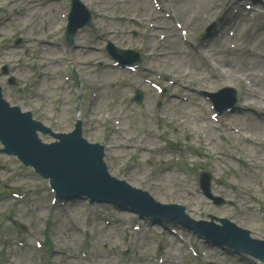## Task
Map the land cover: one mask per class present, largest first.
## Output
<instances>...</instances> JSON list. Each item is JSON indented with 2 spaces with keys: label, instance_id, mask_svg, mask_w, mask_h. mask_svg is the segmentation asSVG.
I'll list each match as a JSON object with an SVG mask.
<instances>
[{
  "label": "rangeland",
  "instance_id": "374dc122",
  "mask_svg": "<svg viewBox=\"0 0 264 264\" xmlns=\"http://www.w3.org/2000/svg\"><path fill=\"white\" fill-rule=\"evenodd\" d=\"M7 1L9 0H0L2 8L9 7L7 11L0 13V67L2 64H8L16 78V83L14 86L8 85V75L0 74L6 100L12 105H17L22 111H30L35 119L50 126L56 132H69L82 114L83 136L90 142H98L106 146H104L105 162L110 174L124 179L135 188L147 191L155 200L183 205L184 211L191 218L207 220L206 215L211 213L216 215L215 217H225L238 226L249 229L254 237L264 236V141L262 144L256 142L251 145L243 144L241 122L228 118L226 120L231 124L230 130L235 128L240 131L238 136L234 133L232 138L222 119L227 113L233 114L232 111L224 112L219 123L210 120L212 110L209 104H204V99L199 93L200 90L205 89L195 90L187 85L181 86V90L203 99L190 108L189 104L182 105L176 97L170 95L172 86L166 80L164 84L168 87L167 94L158 97L157 100L155 92L148 89L143 104L137 106L129 101V97L136 86L145 89L146 85L142 79L144 73L140 72L136 75L113 66L112 70L115 72L105 70L107 65L112 64L104 51L107 39L115 41L116 45L121 47L139 48L147 41V31L128 18L136 17L143 21L150 0H140L134 14L131 0H109L110 5L107 8L102 4L104 0H85L94 2L96 8L105 15L102 16L94 9L97 13L94 14L95 29L80 32L73 47H67L66 44L64 46L58 24L53 29V33L57 34L53 42L55 45H36L35 39H48L50 35L38 37L35 31H41L42 25L35 31L26 29L28 19L22 20L23 13L8 14L10 10L19 8L18 0L5 5ZM239 1L191 0L187 16L184 20H180L191 32L189 42H193L196 46L202 44V41L198 40L197 32L210 21V15L213 13L210 12L209 7L214 3L218 7L223 2L231 3L232 8L230 7L229 13L231 11L232 15L236 13L244 18L245 8L239 4ZM260 1L264 4V0ZM180 2L184 4V0ZM49 5L59 13L58 3L50 2ZM26 6L32 7L33 4ZM193 11H197L199 15L188 16ZM124 16L126 18H123ZM259 21L264 25V17L259 18ZM241 26L242 24L239 25L241 28L239 31L243 30ZM175 30L174 25L171 24L168 29L170 38L175 35ZM99 33H104L105 36L99 37ZM17 35H23L26 40L15 46L13 40ZM251 36L256 37L257 43L258 40L260 41L259 46L264 44L263 29L259 32L248 30L246 36L236 38L231 43H235L239 51L244 53L246 41ZM237 40L246 43L239 45ZM169 42L170 39L165 41L161 49L166 48ZM90 45L95 49H88ZM45 50L63 56L57 67L53 68L47 63L45 58L50 55L41 54ZM232 55L233 52H229L224 57H232ZM186 57L194 64L188 74L193 71L196 76L207 75L209 68H222L218 59L211 63L206 62L203 68L197 70L202 63L201 59L192 51L186 52ZM76 58L89 60V63L79 69L74 63ZM144 61L145 53L142 63ZM241 63L237 72L246 70L253 74L260 71L264 73V56L263 60L257 61L256 68H251L246 62L241 61ZM150 64L171 74L179 72L163 57L156 63L152 61ZM47 73L62 75V79L63 75H68L70 80L64 83V87L70 85L72 88L75 85V88L66 95L48 93L45 86L48 80ZM102 74L108 78L109 84H105L99 93L92 87L88 77L99 80ZM240 81L244 83L243 78ZM259 83L254 80L247 85H254L253 91L262 92ZM225 84L227 83L218 82L212 90ZM231 85L237 90L239 98L240 86L236 82ZM90 86L91 94L95 96H92L88 104ZM23 89L24 94L30 98L23 96ZM81 95L84 102L79 108L75 101L81 102ZM56 100L58 102L54 106ZM262 111L264 114V108ZM114 112H117V116L123 113L120 121L116 117L111 119ZM115 130H119V135L112 138ZM145 133L153 135L147 142L142 143L150 150L143 152L140 148H128L129 145L135 148L141 145L137 141L138 138L133 139ZM40 137L45 142L53 140L45 135ZM194 150L202 152L203 155L196 154ZM180 151L183 152L184 157ZM226 157H231L233 161L238 158V161L230 165L231 162L228 163ZM181 163L185 166L183 167ZM161 164H165V168L157 171L156 168ZM189 167L194 170L200 168L210 170L215 179L214 190L222 189V195L232 200L235 205L215 206L205 199L197 189L196 173ZM124 171L128 172L132 179L127 178ZM244 171L247 172L246 175L243 174ZM157 177L163 180L164 188H157ZM218 180L229 184L219 185ZM241 181L243 185H240ZM46 182L30 168L24 167L16 158L0 153V264H37L34 253H41L43 249L39 250L34 246L41 241L44 244L46 235L50 247L46 248L45 244L44 247L47 250H54L51 252L50 261L46 264H157L153 256L158 240L148 237L149 235L160 238L166 236L175 242L163 246L164 250L160 254L164 258L162 264H186L185 259L190 255H186L184 250L179 248L184 246L168 232V226L165 228L153 226V222L149 219L140 221L137 215L126 210H118L112 205L91 204L87 200L71 201L65 205L58 201L52 205L51 199L54 194L50 192ZM181 187L191 192L193 196L185 199ZM12 192L20 193L21 196L15 197ZM188 200H193L191 203L203 202L205 206L202 213H196L198 209L190 210ZM199 208L202 209L201 206ZM260 208L262 209L259 210ZM53 211L55 213H52ZM133 225H140L142 230L134 231ZM185 234L188 236V242L199 251L209 252L211 254L209 258L217 264H259L253 258L232 256L228 252L205 246L198 239ZM141 247L144 248L142 252ZM140 255L142 259L139 258Z\"/></svg>",
  "mask_w": 264,
  "mask_h": 264
},
{
  "label": "water",
  "instance_id": "95a60500",
  "mask_svg": "<svg viewBox=\"0 0 264 264\" xmlns=\"http://www.w3.org/2000/svg\"><path fill=\"white\" fill-rule=\"evenodd\" d=\"M36 128H40L39 124L29 119V115H20L0 101V139L7 145L6 151L18 155L42 175L52 177L60 197L70 198L80 193L94 196L93 188L99 185H123L106 175L98 147L87 145L79 135H70L60 136V144L44 148L36 140ZM257 254L264 259V253Z\"/></svg>",
  "mask_w": 264,
  "mask_h": 264
},
{
  "label": "bare ground",
  "instance_id": "6f19581e",
  "mask_svg": "<svg viewBox=\"0 0 264 264\" xmlns=\"http://www.w3.org/2000/svg\"><path fill=\"white\" fill-rule=\"evenodd\" d=\"M188 8V5L184 4V5H177L176 7H173V11L176 15H179L181 14V12L183 10H186ZM185 53V50H182V51H178V50H175L173 52H166L164 53V55H159L158 57L154 58L155 61L159 58V57H164L166 60H172V59H175L176 62H178L180 60V58L182 57L181 55ZM47 63L50 64V65H55L57 59L56 58H47ZM217 74V73H216ZM220 76H222L226 81H228V78L226 77L227 76V73L225 74V70H223L221 72V74H219ZM216 78V77H214ZM249 93H246L244 95L243 98H241L242 101H240V107L242 109H245L247 106H250V101H251V97L248 96ZM264 102V96L261 94L258 96V99L256 100V104H257V107L258 108L262 103ZM239 119L241 121L244 120V117L242 115L238 116ZM243 128L246 130L248 128L252 129L254 133L256 134H260L262 129H263V126L262 124L257 121V120H253V122L251 123V125H244ZM116 134H119V132H115ZM256 138V135L253 134L251 136H243V140H245L247 143H251L255 140Z\"/></svg>",
  "mask_w": 264,
  "mask_h": 264
}]
</instances>
